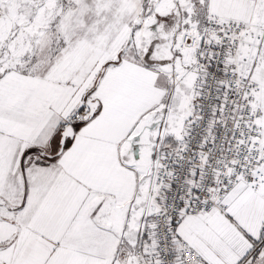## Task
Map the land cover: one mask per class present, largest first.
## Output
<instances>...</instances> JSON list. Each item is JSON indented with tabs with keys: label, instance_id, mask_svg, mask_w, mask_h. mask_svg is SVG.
Masks as SVG:
<instances>
[{
	"label": "snow or ice",
	"instance_id": "obj_1",
	"mask_svg": "<svg viewBox=\"0 0 264 264\" xmlns=\"http://www.w3.org/2000/svg\"><path fill=\"white\" fill-rule=\"evenodd\" d=\"M0 264H264V0H0Z\"/></svg>",
	"mask_w": 264,
	"mask_h": 264
}]
</instances>
